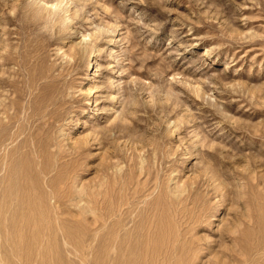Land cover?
<instances>
[{
  "label": "rangeland",
  "instance_id": "obj_1",
  "mask_svg": "<svg viewBox=\"0 0 264 264\" xmlns=\"http://www.w3.org/2000/svg\"><path fill=\"white\" fill-rule=\"evenodd\" d=\"M0 103L53 153L0 264H264V0H0Z\"/></svg>",
  "mask_w": 264,
  "mask_h": 264
},
{
  "label": "bare ground",
  "instance_id": "obj_2",
  "mask_svg": "<svg viewBox=\"0 0 264 264\" xmlns=\"http://www.w3.org/2000/svg\"><path fill=\"white\" fill-rule=\"evenodd\" d=\"M93 63V62H92ZM2 85H4V86H7V85H12V84H10V83H3ZM31 87V86H30ZM15 88V87H14ZM20 89V88H19ZM16 97V96H15ZM37 97V96H36ZM17 98V97H16ZM20 98V97H19ZM38 99H40V98H38ZM43 100V99H42ZM35 101V100H34ZM31 102L32 101H30V104H31ZM35 103V102H34ZM38 103V101H36V104ZM39 103H40V100H39ZM37 104V105H40V104ZM14 104H12V106H13ZM33 106V105H32ZM44 105H42V107H43ZM45 106H47V105H45ZM59 106V105H58ZM4 106L0 103V111H2L3 113H7L5 110H4V108H3ZM21 107V106H20ZM35 107V106H34ZM14 108V107H13ZM36 108V107H35ZM57 108V107H56ZM16 109V108H15ZM32 109V108H31ZM44 109V108H43ZM14 110V109H13ZM30 110V109H29ZM36 110V109H35ZM40 110V109H39ZM16 111V110H15ZM31 111H34V110H31ZM35 112V111H34ZM40 112H42V109H41V111H39V112H37V113H40ZM44 112H45V109H44ZM51 112V111H50ZM1 113V112H0ZM15 113H17V112H15ZM31 113V112H30ZM29 114V113H28ZM33 114V113H32ZM41 114V113H40ZM44 115V114H43ZM33 116H35V115H33ZM39 116V115H38ZM37 116V117H38ZM29 117V116H28ZM27 117V118H28ZM31 117V116H30ZM36 117V118H37ZM49 117V116H48ZM6 118L8 119L7 120V122H5V123H3L2 121H1V119H0V141H2L1 139H3L4 141H6V140H10L11 142L12 141H15V139L17 138V137H20V135L22 134L21 133V131L24 129V128H18L17 130H16V132L11 136V134L9 135H5L4 136V134H2V133H4V131H6V133H7V130L9 129V128H11L12 127V125L15 123V114L14 113H12L11 115H6ZM33 118V117H32ZM41 118V117H40ZM44 118H45V116H44ZM30 119V118H29ZM28 119V120H29ZM43 119V118H42ZM41 119V120H42ZM25 121H27V119L25 120ZM44 121V120H43ZM45 121H46V118H45ZM44 121V123L43 124H41V125H39V126H37L36 128H34L33 130L34 131H36L37 130V132H29V136L28 137H30V139L28 140V137L26 138V137H23L21 140H20V142H19V144H15L14 145V147H12L11 149H9L8 151H7V153H6V155L5 154H3L2 155V157H1V160H5V161H11V160H15V162H16V160H17V162H19V172H21V175H20V177L18 178L15 174H14V176H16V180H17V182H15V181H13L14 183H16L15 185H13L12 187L14 188V189H16V191H17V195L15 194V196H13L12 195V197L11 196H8L7 194H5V195H7V196H3L4 194H1V192L2 191H4V188H7V186L9 187L10 185H6V186H2V187H0L1 189H0V198H1V200L0 201H2L3 200V204H2V206L4 205L5 207H4V213H6L7 212V209L9 208V210H10V207H11V209H12V206H14V207H16V209L14 210V212H13V214H15V216L17 215V216H19V215H22V214H24V213H27V212H29V211H31V208H30V210H29V207L30 206H34V205H37V207L36 208H38V205H40L41 203H45L44 201H45V197L42 195V193H41V189L44 187H42V188H40V186H39V184H37L36 183V185H34L33 184V179H35L36 178V176L34 175L35 173L34 172H38L37 174H39V173H43L44 175H45V173H48L47 171H46V167H44L43 166V163H41V165L42 166H40V167H37L38 169H36V164H38V163H36V161H35V158L37 157V158H40V159H42L43 157H45V158H47L46 156H50L51 157V155H53V153H51L50 151H49V147H50V145H51V141H50V138H49V135L48 134H51V132L49 133L48 132V128H49V126H50V124L48 123V122H45ZM28 122V121H27ZM35 122V121H34ZM40 122H42V121H40ZM28 124V123H27ZM30 125H31V123H29ZM36 124V123H35ZM37 124H39L38 122H37ZM23 125V124H22ZM20 126V125H19ZM29 126V125H28ZM33 126V125H32ZM31 126V127H32ZM52 126V125H51ZM47 127V128H46ZM29 128H30V126H29ZM50 130V129H49ZM26 131V130H25ZM30 131V130H29ZM28 132V131H27ZM26 132V133H27ZM5 133V134H6ZM25 133V134H26ZM19 140V139H18ZM31 140V141H30ZM17 141V140H16ZM2 143H3V141H2ZM18 143V142H17ZM43 143H45V144H43ZM1 144V143H0ZM51 147H52V145H51ZM60 152V151H59ZM58 152V153H59ZM36 155V156H35ZM35 156V157H34ZM60 156V155H59ZM50 157H48V158H50ZM52 158V157H51ZM62 158V157H61ZM0 160V161H1ZM9 161V162H10ZM25 162L26 163H28V162H30V163H32L30 166L28 165V166H26L25 167V165H27V164H25ZM43 162V161H42ZM0 164H2V163H0ZM24 164V165H23ZM8 165L10 166V164H8L7 162H6V164H5V167L4 168H7L8 167ZM39 165V164H38ZM11 166H14V165H12L11 164ZM48 166V165H47ZM58 166V165H57ZM1 167V166H0ZM14 167H16V166H14ZM60 167V166H59ZM58 167V168H59ZM13 168V167H12ZM145 168V167H144ZM9 169H11V167L9 168ZM7 170V169H6ZM14 171V169H11V171ZM17 171H18V169H17ZM8 172H10V171H8ZM133 172V171H132ZM9 174V173H8ZM17 174H19L18 172H17ZM31 174H32V176H31ZM4 175H6V174H4ZM11 175V174H10ZM3 176V175H2ZM39 176V175H38ZM12 177V176H11ZM32 177H34V178H32ZM7 178V177H6ZM9 178V177H8ZM2 179H3V177H2ZM15 179V178H14ZM33 181V182H32ZM7 182V181H6ZM12 182V183H13ZM5 182H3V184H4ZM35 183V182H34ZM132 184V183H131ZM12 185V184H11ZM33 185L36 187V189H35V187H33ZM40 185H42V183H40ZM1 186V185H0ZM63 186V185H62ZM65 186V185H64ZM63 186V187H64ZM145 186V185H144ZM49 187V186H48ZM121 187V186H120ZM10 188V187H9ZM65 189V188H64ZM141 189V188H140ZM11 190V189H10ZM23 190V191H22ZM139 190V189H138ZM142 190V189H141ZM161 190V189H160ZM194 190H196V189H194ZM8 191H9V189H8ZM123 191V190H122ZM10 192V191H9ZM8 192V193H9ZM58 192V191H57ZM118 192V191H117ZM126 192V191H125ZM139 192V191H138ZM161 192V191H160ZM5 193H6V191H5ZM13 193H15L14 192V190H13ZM163 193L164 192H161L160 194L162 195V198H163ZM10 194H12V193H10ZM52 194H54V193H52ZM118 194H120V193H118ZM123 194V193H122ZM139 194V193H138ZM58 195V194H57ZM70 195V194H69ZM55 196V195H54ZM60 196V195H59ZM122 197H123V195H121ZM121 196L119 197V198H121ZM38 197H40V198H38ZM64 197V196H63ZM70 198V197H69ZM165 198V197H164ZM66 199V198H65ZM60 200V199H59ZM122 200H123V198H122ZM121 200V201H122ZM160 200V197L157 199V201H159ZM114 201H116V200H114ZM130 201V200H129ZM156 201V202H157ZM170 201H172L171 199H170ZM48 202V201H47ZM122 202H124V201H122ZM117 203H118V201H117ZM127 203V202H126ZM110 204V203H109ZM119 204V203H118ZM156 204H158V202L156 203ZM41 205H45V204H41ZM122 205V204H121ZM128 205V204H127ZM161 205V204H160ZM115 206V205H114ZM118 206V205H117ZM136 206V205H135ZM116 207V206H115ZM121 206H119V208H120ZM36 208H32L33 210L34 209H36ZM40 208V207H39ZM43 208H44V206H43ZM117 208V207H116ZM118 209V208H117ZM117 209H116V211H117ZM129 209H130V207H129ZM166 209V208H165ZM8 210V211H9ZM29 210V211H28ZM145 210H146V208H145ZM154 210V209H153ZM0 211H2V209L0 210ZM37 211V210H36ZM35 211V212H36ZM41 211V210H40ZM167 211V210H166ZM42 212V211H41ZM150 212V211H149ZM152 212H154V211H152ZM158 212H159V210H158ZM178 212V211H177ZM8 213V212H7ZM10 213V212H9ZM8 213V214H9ZM30 213V212H29ZM29 213H27V215L29 214ZM33 213H34V211H33ZM36 213H39V212H36ZM145 213V212H144ZM173 213V212H172ZM3 214V213H2ZM47 214V213H46ZM46 214H38V216L40 215L41 217H47L46 216ZM52 214V213H51ZM117 214H118V212H117ZM152 214V213H151ZM26 215V214H25ZM31 215H34V214H32L31 213ZM3 216V215H2ZM9 216V215H8ZM53 216H54V214H53ZM135 216V215H134ZM144 216V215H143ZM174 216V215H173ZM37 217V216H36ZM106 217V216H105ZM119 217V216H118ZM137 217H138V215H137ZM145 217H146V215H145ZM123 218V217H122ZM126 218V217H125ZM152 218V217H151ZM36 219V218H35ZM155 220V219H154ZM113 221V220H112ZM147 221H148V219H147ZM166 220L164 219V222H165ZM150 222V221H149ZM155 222V221H154ZM156 223V222H155ZM116 224V223H115ZM160 224V223H159ZM132 227V226H131ZM155 227V226H154ZM168 229V228H167ZM145 230V229H144ZM160 230V229H159ZM167 231V230H166ZM166 231H165V233H166ZM145 232V231H144ZM162 232V231H161ZM160 232V233H161ZM173 232V231H172ZM158 233V232H157ZM159 233V234H160ZM165 233H162V234H165ZM167 233H168V235H169V232L167 231ZM150 234H151V232H150ZM134 235V234H133ZM136 235H138V234H136ZM144 236V235H143ZM173 236V235H172ZM158 237V236H157ZM65 238V237H64ZM132 238V237H131ZM149 238H150V236H149ZM161 238V237H160ZM127 239V238H126ZM142 239H144V238H142ZM179 239V238H178ZM177 238H176V236H175V238H172L171 236H168V238H167V241H166V243L164 244V246H165V248H166V250H165V248H164V251L162 252V253H164V254H166V255H168V254H175V253H177L178 251H179V245H180V241L178 240ZM128 240V239H127ZM133 240V239H132ZM149 240V239H148ZM152 240V239H151ZM124 241V240H123ZM146 241V240H145ZM161 241V240H160ZM144 242V241H143ZM147 242V241H146ZM163 242V241H162ZM126 243H127V241H126ZM156 243V242H155ZM159 243V242H158ZM161 244V243H160ZM116 245H117V243H116ZM115 245V246H116ZM127 245V244H126ZM125 245V246H126ZM153 245V244H152ZM121 246H124V244L123 245H121ZM124 246V247H125ZM129 246H130V244H129ZM162 247V246H161ZM182 247H184L183 245H182ZM182 247H180V248H182ZM123 248V247H122ZM150 248V247H149ZM162 249V248H161ZM185 249V248H184ZM116 250V249H115ZM118 250V249H117ZM116 250V251H117ZM121 250V249H120ZM120 250H118V252L120 251ZM121 251H125L124 249H122ZM120 251V252H121ZM145 252V251H144ZM125 253V252H124ZM151 253V252H150ZM152 253H154V251L152 252ZM127 254V253H126ZM148 254V253H147ZM163 254V255H164ZM115 255H116V253H115ZM124 255V254H123ZM159 254L157 253V256H158ZM120 256V255H119ZM119 256H118V258H119ZM162 256V255H161ZM114 257V256H113ZM125 256H123V258H124ZM156 257V256H155ZM153 258H154V256H153ZM107 259V258H106ZM113 259H115V258H113ZM182 259V258H181ZM155 260V259H154ZM162 260V259H161ZM119 261V260H118ZM124 261V260H123ZM126 261V260H125ZM115 262V261H114ZM130 262V261H129ZM160 262V261H159ZM162 262V261H161ZM119 263V262H118ZM126 264H128V263H126Z\"/></svg>",
  "mask_w": 264,
  "mask_h": 264
}]
</instances>
